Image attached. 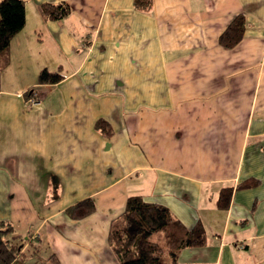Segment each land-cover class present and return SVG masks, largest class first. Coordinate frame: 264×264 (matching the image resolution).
Masks as SVG:
<instances>
[{
	"label": "crops",
	"instance_id": "obj_1",
	"mask_svg": "<svg viewBox=\"0 0 264 264\" xmlns=\"http://www.w3.org/2000/svg\"><path fill=\"white\" fill-rule=\"evenodd\" d=\"M22 1L0 79V220L39 232L60 264H118L110 222L139 195L203 225L205 245L179 264H264V0ZM62 1L69 14L46 19L43 4ZM85 198L94 213L69 218Z\"/></svg>",
	"mask_w": 264,
	"mask_h": 264
},
{
	"label": "trees",
	"instance_id": "obj_2",
	"mask_svg": "<svg viewBox=\"0 0 264 264\" xmlns=\"http://www.w3.org/2000/svg\"><path fill=\"white\" fill-rule=\"evenodd\" d=\"M135 6L149 9L151 0H134ZM70 12L65 2L45 3L42 14L48 20H60ZM25 25V6L22 0H0V79L10 61L12 38ZM244 18L237 16L219 37L221 45L232 48L242 38ZM96 128L105 137L112 131L109 123L100 119ZM259 185L255 178L236 185L247 189ZM233 186L220 188L216 200L219 210L229 209ZM69 218L81 220L95 211L91 198H85L65 210ZM30 233L14 230L12 222L0 220V264H24L29 258L42 260L41 239H31ZM109 247L119 264H179L178 259L185 249L203 247L206 231L198 221L193 227L185 226L166 206L148 203L139 195L128 196L124 211L112 219L107 236ZM26 246V247H25ZM46 264H60L55 252L49 250Z\"/></svg>",
	"mask_w": 264,
	"mask_h": 264
},
{
	"label": "rangeland",
	"instance_id": "obj_3",
	"mask_svg": "<svg viewBox=\"0 0 264 264\" xmlns=\"http://www.w3.org/2000/svg\"><path fill=\"white\" fill-rule=\"evenodd\" d=\"M134 180H136V178H134V177L132 179H130L129 180V184H131V182H133ZM30 231H32V236H30L31 239H34V240L35 239H39V240L41 239V242L40 243L36 242V244L41 246V249H40L39 252H41V254L44 256V258L42 260H39L37 258H29L24 264H46L47 263L46 262V258L48 257L49 250H51V245H50L49 241L46 238H44L43 236L41 237L39 232H37V231H35L33 229H29L27 232H18V233L26 234V233H30Z\"/></svg>",
	"mask_w": 264,
	"mask_h": 264
},
{
	"label": "built area",
	"instance_id": "obj_4",
	"mask_svg": "<svg viewBox=\"0 0 264 264\" xmlns=\"http://www.w3.org/2000/svg\"><path fill=\"white\" fill-rule=\"evenodd\" d=\"M262 63L264 64V49H263V55H262ZM31 104L32 105H36V104H38V102L37 101H32Z\"/></svg>",
	"mask_w": 264,
	"mask_h": 264
}]
</instances>
